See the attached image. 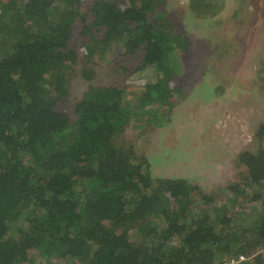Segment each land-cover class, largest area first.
Returning a JSON list of instances; mask_svg holds the SVG:
<instances>
[{
	"label": "trees",
	"instance_id": "1",
	"mask_svg": "<svg viewBox=\"0 0 264 264\" xmlns=\"http://www.w3.org/2000/svg\"><path fill=\"white\" fill-rule=\"evenodd\" d=\"M166 3L0 0V264H264V120L217 193L130 144L187 95ZM109 57L153 80L96 84Z\"/></svg>",
	"mask_w": 264,
	"mask_h": 264
},
{
	"label": "rangeland",
	"instance_id": "2",
	"mask_svg": "<svg viewBox=\"0 0 264 264\" xmlns=\"http://www.w3.org/2000/svg\"><path fill=\"white\" fill-rule=\"evenodd\" d=\"M164 8L172 31L191 40L175 58L187 95L167 116L161 112L162 125L156 120L129 141L148 158L154 176L187 178L217 193L234 177L236 155L250 147L264 120V0H167ZM107 60L91 65L98 85L153 80L125 81ZM83 67L79 63L71 79V100L89 84L81 79Z\"/></svg>",
	"mask_w": 264,
	"mask_h": 264
},
{
	"label": "built area",
	"instance_id": "3",
	"mask_svg": "<svg viewBox=\"0 0 264 264\" xmlns=\"http://www.w3.org/2000/svg\"><path fill=\"white\" fill-rule=\"evenodd\" d=\"M249 257L245 254H239L235 257H231L224 261L214 262L213 264H242L243 262L247 261Z\"/></svg>",
	"mask_w": 264,
	"mask_h": 264
}]
</instances>
